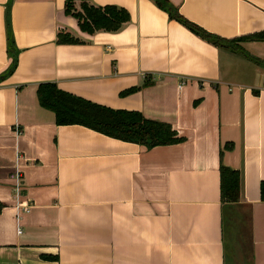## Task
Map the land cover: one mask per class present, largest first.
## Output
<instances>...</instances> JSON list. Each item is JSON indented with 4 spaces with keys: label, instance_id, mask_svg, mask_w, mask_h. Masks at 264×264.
Instances as JSON below:
<instances>
[{
    "label": "crops",
    "instance_id": "obj_1",
    "mask_svg": "<svg viewBox=\"0 0 264 264\" xmlns=\"http://www.w3.org/2000/svg\"><path fill=\"white\" fill-rule=\"evenodd\" d=\"M66 1L0 0V73L8 18L17 49L0 80V264H228L236 242L245 264H264L263 68L154 0H85L129 14L93 32ZM166 1L225 39L264 29V0ZM59 30L78 40L58 42ZM236 44L264 59V40ZM43 81L168 122L181 139L147 147L57 124L37 99ZM220 164L238 172L235 202L220 199Z\"/></svg>",
    "mask_w": 264,
    "mask_h": 264
},
{
    "label": "trees",
    "instance_id": "obj_2",
    "mask_svg": "<svg viewBox=\"0 0 264 264\" xmlns=\"http://www.w3.org/2000/svg\"><path fill=\"white\" fill-rule=\"evenodd\" d=\"M163 8L170 17L180 21L190 30L199 34L213 44L233 49L235 52L262 67L264 70V59L252 55L236 44L238 40H264V29L236 38L225 39L218 35L209 33L183 18L176 9L166 0H154ZM65 11L77 19L79 27L87 32L97 29L115 30L129 18L128 11L113 4L103 6L91 4L85 0L80 2V8H75L70 0L65 3ZM8 24V51L12 56L9 67L0 73V80L10 74L16 65L17 49ZM78 39L69 32L59 30L57 41L61 43L76 42ZM264 85V75H263ZM137 89L131 87L123 90L128 93ZM38 102L43 107L51 109L55 114L57 124H81L106 135L126 141L138 142L152 147L154 145L169 144L177 142L181 136L165 121L155 120L145 116L142 112L134 109L113 108L93 102L89 99L72 94L58 87L52 81L40 82L36 89ZM239 175L236 169L219 165V193L222 202H235L239 194ZM259 198L264 200V180L259 183ZM3 203L0 201V211Z\"/></svg>",
    "mask_w": 264,
    "mask_h": 264
},
{
    "label": "rangeland",
    "instance_id": "obj_3",
    "mask_svg": "<svg viewBox=\"0 0 264 264\" xmlns=\"http://www.w3.org/2000/svg\"><path fill=\"white\" fill-rule=\"evenodd\" d=\"M75 8H80V7L75 6ZM233 250H234V260L229 261L228 264H245L243 261L247 259V255L241 251L240 246L237 242L233 245Z\"/></svg>",
    "mask_w": 264,
    "mask_h": 264
},
{
    "label": "built area",
    "instance_id": "obj_4",
    "mask_svg": "<svg viewBox=\"0 0 264 264\" xmlns=\"http://www.w3.org/2000/svg\"><path fill=\"white\" fill-rule=\"evenodd\" d=\"M23 209H24L25 211H27V210H29V206H28V205H24V206H23Z\"/></svg>",
    "mask_w": 264,
    "mask_h": 264
}]
</instances>
